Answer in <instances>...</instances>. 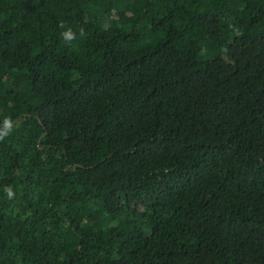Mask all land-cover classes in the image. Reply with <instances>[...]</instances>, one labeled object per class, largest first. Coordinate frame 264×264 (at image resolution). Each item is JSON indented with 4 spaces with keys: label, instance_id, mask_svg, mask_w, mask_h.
<instances>
[{
    "label": "trees",
    "instance_id": "obj_1",
    "mask_svg": "<svg viewBox=\"0 0 264 264\" xmlns=\"http://www.w3.org/2000/svg\"><path fill=\"white\" fill-rule=\"evenodd\" d=\"M0 264H264V0H0Z\"/></svg>",
    "mask_w": 264,
    "mask_h": 264
},
{
    "label": "clouds",
    "instance_id": "obj_2",
    "mask_svg": "<svg viewBox=\"0 0 264 264\" xmlns=\"http://www.w3.org/2000/svg\"><path fill=\"white\" fill-rule=\"evenodd\" d=\"M59 27L61 28H65V25L63 22H61V24L59 25ZM62 36L65 38V39H72L74 38L75 36V33L72 32L71 28L68 27V28H65V31L62 32ZM7 123V122H6ZM9 195H11V191H9Z\"/></svg>",
    "mask_w": 264,
    "mask_h": 264
}]
</instances>
